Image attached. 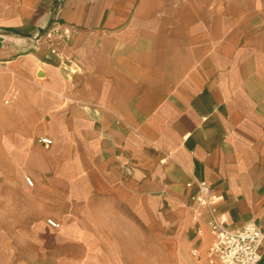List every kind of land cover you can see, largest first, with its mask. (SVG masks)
Returning a JSON list of instances; mask_svg holds the SVG:
<instances>
[{
	"label": "crops",
	"instance_id": "1",
	"mask_svg": "<svg viewBox=\"0 0 264 264\" xmlns=\"http://www.w3.org/2000/svg\"><path fill=\"white\" fill-rule=\"evenodd\" d=\"M0 34L2 229L49 234L56 264H112L169 212L181 251L211 216L264 232V0H0Z\"/></svg>",
	"mask_w": 264,
	"mask_h": 264
},
{
	"label": "rangeland",
	"instance_id": "2",
	"mask_svg": "<svg viewBox=\"0 0 264 264\" xmlns=\"http://www.w3.org/2000/svg\"><path fill=\"white\" fill-rule=\"evenodd\" d=\"M127 231L131 234L129 244H125ZM35 234L27 229H2L0 223V264H56L48 252L52 236L44 231ZM122 234L123 244L117 247L118 259L112 264H193L189 244L181 251V226L171 212L168 230L161 226L152 229L139 220L136 231L133 227L123 228ZM175 240L179 241V248L174 247Z\"/></svg>",
	"mask_w": 264,
	"mask_h": 264
},
{
	"label": "built area",
	"instance_id": "3",
	"mask_svg": "<svg viewBox=\"0 0 264 264\" xmlns=\"http://www.w3.org/2000/svg\"><path fill=\"white\" fill-rule=\"evenodd\" d=\"M72 33L70 29H60L58 25H55L48 27L43 33L19 40L27 47H35L43 40L49 42L67 40ZM0 41L5 42L6 36L0 34ZM50 51L52 54H57L54 46H51ZM74 67L76 68L77 65ZM63 68L66 71L70 70L65 64ZM3 69V60H0V76ZM41 141L46 144L51 143L49 139ZM25 180L29 186H33V180L30 177H26ZM196 187V191L190 195L191 219L197 225L195 234L201 238L203 229L199 223L203 218L204 209L209 205L211 187L205 181H198ZM47 222L52 227L58 226V223L52 219ZM206 226L210 235L208 246L202 249L194 245L189 250L196 264H259L264 253V232L256 224L246 223L238 228H228L211 216L206 220Z\"/></svg>",
	"mask_w": 264,
	"mask_h": 264
},
{
	"label": "water",
	"instance_id": "4",
	"mask_svg": "<svg viewBox=\"0 0 264 264\" xmlns=\"http://www.w3.org/2000/svg\"><path fill=\"white\" fill-rule=\"evenodd\" d=\"M0 46H1V41H0Z\"/></svg>",
	"mask_w": 264,
	"mask_h": 264
}]
</instances>
